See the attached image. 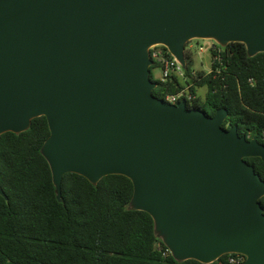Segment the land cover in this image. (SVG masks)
Masks as SVG:
<instances>
[{
    "label": "water",
    "instance_id": "obj_1",
    "mask_svg": "<svg viewBox=\"0 0 264 264\" xmlns=\"http://www.w3.org/2000/svg\"><path fill=\"white\" fill-rule=\"evenodd\" d=\"M194 40L264 53V0H0V136L46 117L60 202L66 174L123 175L176 261L264 264V180L246 161L264 162V143L225 129L224 108L153 94L151 49L186 70Z\"/></svg>",
    "mask_w": 264,
    "mask_h": 264
},
{
    "label": "trees",
    "instance_id": "obj_2",
    "mask_svg": "<svg viewBox=\"0 0 264 264\" xmlns=\"http://www.w3.org/2000/svg\"><path fill=\"white\" fill-rule=\"evenodd\" d=\"M163 51L168 52L165 47ZM214 56L216 53L213 52ZM210 55V56H212ZM184 76L172 73L157 83L159 99L185 90L189 108L214 117L226 109L225 129L237 126L240 136L255 135L264 143V53L248 55L242 43H232L210 61L211 72L193 70L194 53L186 46ZM206 87L205 97L198 89ZM50 136L46 117L32 121L29 130L0 136V264H202L178 262L157 237L153 218L133 210L132 181L109 175L97 185L69 173L57 199L51 167L41 150ZM264 180V162L246 158ZM264 208V198L260 200ZM229 254L213 264H228Z\"/></svg>",
    "mask_w": 264,
    "mask_h": 264
},
{
    "label": "built area",
    "instance_id": "obj_3",
    "mask_svg": "<svg viewBox=\"0 0 264 264\" xmlns=\"http://www.w3.org/2000/svg\"><path fill=\"white\" fill-rule=\"evenodd\" d=\"M163 46H155L151 49V57L154 61H156L160 65L161 69V79L166 81L172 73H175L178 76H184V69L181 64L173 57L170 52L163 51L161 49ZM200 53L206 52L204 46H199ZM223 47L218 44L212 43L211 47L207 52L212 55L213 52L216 53V56L212 55L211 60L217 61L219 60L218 55L222 52ZM211 72V69L210 71ZM185 95V90L181 91L178 94L168 95L164 100L169 104H177L181 101L182 97ZM245 256L241 254H229L228 264H241L245 261Z\"/></svg>",
    "mask_w": 264,
    "mask_h": 264
},
{
    "label": "rangeland",
    "instance_id": "obj_4",
    "mask_svg": "<svg viewBox=\"0 0 264 264\" xmlns=\"http://www.w3.org/2000/svg\"><path fill=\"white\" fill-rule=\"evenodd\" d=\"M213 41L211 40H194L191 41L188 45L187 48H191V50L194 53V62L192 65V69L196 70V71H201V70H205V71H210V61H211V56L210 54L207 52V50H209V48L211 47ZM202 45L204 46V48L206 49V52L204 53H200V49L199 46ZM154 74L156 77H160L161 76V69H156L154 71ZM207 93V88L203 87L198 89V95L201 97H205Z\"/></svg>",
    "mask_w": 264,
    "mask_h": 264
},
{
    "label": "bare ground",
    "instance_id": "obj_5",
    "mask_svg": "<svg viewBox=\"0 0 264 264\" xmlns=\"http://www.w3.org/2000/svg\"><path fill=\"white\" fill-rule=\"evenodd\" d=\"M161 79V76L159 77ZM162 80V79H161ZM163 81V80H162Z\"/></svg>",
    "mask_w": 264,
    "mask_h": 264
},
{
    "label": "clouds",
    "instance_id": "obj_6",
    "mask_svg": "<svg viewBox=\"0 0 264 264\" xmlns=\"http://www.w3.org/2000/svg\"><path fill=\"white\" fill-rule=\"evenodd\" d=\"M155 62V61H154Z\"/></svg>",
    "mask_w": 264,
    "mask_h": 264
}]
</instances>
